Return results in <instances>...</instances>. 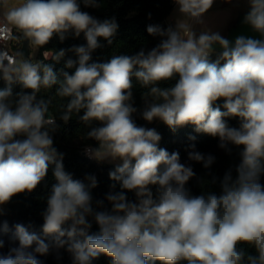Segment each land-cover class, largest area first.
<instances>
[{
  "label": "clouds",
  "instance_id": "clouds-1",
  "mask_svg": "<svg viewBox=\"0 0 264 264\" xmlns=\"http://www.w3.org/2000/svg\"><path fill=\"white\" fill-rule=\"evenodd\" d=\"M173 2L181 17L174 26L147 27L149 35L160 37L155 47L107 62L89 63L91 53L102 46L99 38L112 44L118 30L114 17L100 21L81 11L78 0H18L5 13L0 27L5 43L21 38L13 34L15 28L37 49L54 35L63 41L69 31L76 37L83 33L86 45L67 50L78 59L65 62V68L75 70L62 71V79L50 64L0 47V79L31 90L13 100L11 87L0 89V206L34 191L50 166L56 180L43 212V236L16 225L18 246L0 253V264H43L39 257L52 249H65L73 264H93L100 255L109 257L110 264H264V39L240 35L233 42L210 30L197 35L193 24L203 23L214 0ZM247 2L243 22L264 36V0ZM83 3L98 6L97 0ZM215 45L221 49L218 54ZM65 55L61 49L51 58L59 62ZM174 77L173 86H159ZM133 79L147 89L142 97L145 121L160 120L173 131L193 125L196 132L218 138L226 151L229 145L242 148L237 177L226 173L220 194L192 196L186 185L195 176L193 168L180 162L179 152L159 147L156 129L137 125ZM53 87L54 97L68 100L62 121L83 113L79 119L90 128L86 136L96 142L85 148L86 155L119 162L109 172L120 186L106 195L110 209L93 207L90 189L97 187L96 178L86 177L88 185L74 179L64 169L63 154L53 147L54 97L37 98L42 88ZM230 118H237L239 126H230ZM190 147L189 160L206 169L213 164L212 155ZM150 186H157L155 197ZM127 192L136 200L129 201ZM96 206L103 208L104 202ZM93 222L98 232H90Z\"/></svg>",
  "mask_w": 264,
  "mask_h": 264
},
{
  "label": "trees",
  "instance_id": "trees-1",
  "mask_svg": "<svg viewBox=\"0 0 264 264\" xmlns=\"http://www.w3.org/2000/svg\"><path fill=\"white\" fill-rule=\"evenodd\" d=\"M78 3L81 11L89 13L98 20L103 21L114 17L118 24V30L112 38V44L109 45L106 40L99 38V43L102 46L91 53L89 63L107 62L115 55H134L141 49L147 51L155 47L160 42V37L149 35L147 27L149 25H160L163 28L169 27L170 25L166 23V19L174 8L172 0H97L98 6L96 7H85L83 0H78ZM65 36L66 38L61 41L59 36L54 35L47 45L37 49V56L34 60V62L43 61L46 64H50L61 79L62 71H68L71 74L75 70L74 68H65V62L69 58L78 59L73 52L67 50L73 46L86 45L83 33L76 37L74 32L69 31ZM61 49L66 50V55L59 62H56L51 58L52 52H58ZM45 51H49L48 60H44L43 53ZM210 59L215 61L217 55H212ZM177 79L178 77H174L171 80L162 81L159 86L162 88L171 87ZM7 87L12 89L13 100L16 99L18 93L31 91L23 88L18 81H14L9 85L8 82L0 79V89ZM132 91L133 106L137 109L133 114V119L137 125L156 129L161 136L159 147L166 149L169 153L179 152L180 162L193 168L195 176L186 185L192 196L208 192L220 194V181L225 174L230 173L233 179L237 177V167L241 163L240 152L242 148L229 145L230 151H226L219 147L218 138L196 132L193 125L179 127L173 131L159 120H154L151 123L145 121L142 118V112L145 108V101L142 97L147 89L141 87L133 79ZM54 93L55 87L52 89L42 88L37 98L48 99L54 97ZM67 102V98L54 97L50 107V112L56 117L57 124L56 130L50 133L54 141L53 147L63 154L64 169L74 179L81 180L85 185H88L89 181L86 177L94 176L96 178L97 187L90 189L93 197V207L97 211L110 209L111 205L106 200V195L110 192L120 191L119 184L109 178V172L114 170L116 165L100 163L96 159H91L82 154L81 150L84 147H95L96 142L86 136L90 128L80 121L79 116L83 114L82 112L74 114L67 123L60 119L63 111L62 106L67 104ZM217 104L222 107L223 101H218ZM228 123L232 127L239 126L237 118L228 119ZM93 126L96 125L94 124ZM190 137H195V139H190ZM193 144L196 151L206 156L210 154L215 158L209 168L206 169L202 163L188 159V152L192 150L190 145ZM55 183L53 166H50L46 177L34 191L18 194L4 205V211L0 212V240L4 244L3 248H0V253L6 254L9 248L18 246V241L15 239V226L18 224L25 226L30 232L43 236V212L46 210L47 199L51 193L52 185ZM260 183L264 186V174L260 177ZM113 184H115V187H112ZM150 187L155 197L157 186ZM126 195L129 201L136 200L133 192H127ZM97 201L104 202L103 208H97ZM89 219L91 220V217ZM5 224L7 225L6 228L4 227ZM98 231V226L93 222L90 232L95 233ZM239 247L250 254H255V249L251 246L241 244ZM39 259L43 261V264H73L71 254L65 249H52L48 255L40 256ZM93 264H110V258L100 255L93 261ZM181 264H186V262H181Z\"/></svg>",
  "mask_w": 264,
  "mask_h": 264
},
{
  "label": "rangeland",
  "instance_id": "rangeland-1",
  "mask_svg": "<svg viewBox=\"0 0 264 264\" xmlns=\"http://www.w3.org/2000/svg\"><path fill=\"white\" fill-rule=\"evenodd\" d=\"M3 1V0H1ZM173 1V0H172ZM18 3V0H10L9 7L11 8ZM174 8L170 16L166 19L168 25L174 26L178 19H181L180 14L178 13V6L173 2ZM249 9V4L247 0H214V3L211 9L204 14L202 17V24H193V29L197 35L201 31H212L219 32L222 36L226 37L230 27L236 22L241 13H245ZM0 9V17H2ZM1 47V46H0ZM9 50L8 46H4ZM37 56V48L35 46L30 47V57L34 62ZM160 121V120H159ZM161 122V121H160ZM100 163L113 164L116 165L117 162L111 161H98ZM5 206H0V212L4 211Z\"/></svg>",
  "mask_w": 264,
  "mask_h": 264
},
{
  "label": "water",
  "instance_id": "water-1",
  "mask_svg": "<svg viewBox=\"0 0 264 264\" xmlns=\"http://www.w3.org/2000/svg\"><path fill=\"white\" fill-rule=\"evenodd\" d=\"M248 11H246L245 13H241L236 22L230 27L226 36L229 41L234 42L235 38L240 35L252 37L254 39H264V36H261V34L254 31L250 25H247L243 22L244 17ZM214 47L216 49V53H219L221 51L219 45H215ZM21 53L23 54L24 58H28V56L30 57V47L28 46V42L26 40L23 41Z\"/></svg>",
  "mask_w": 264,
  "mask_h": 264
},
{
  "label": "built area",
  "instance_id": "built-area-1",
  "mask_svg": "<svg viewBox=\"0 0 264 264\" xmlns=\"http://www.w3.org/2000/svg\"><path fill=\"white\" fill-rule=\"evenodd\" d=\"M5 23H6V20L1 19V17H0V27H2ZM12 32H13L14 35L20 36L21 38L18 39V40H10V41H7L6 43L4 41H0V46L1 47H4V46H8L9 47V54H14L16 52H21V47H22V44H23V41H24V39L22 38V34H20L15 28H12ZM85 148L86 147H84L81 150V152H82L83 155L89 157L85 153Z\"/></svg>",
  "mask_w": 264,
  "mask_h": 264
},
{
  "label": "crops",
  "instance_id": "crops-1",
  "mask_svg": "<svg viewBox=\"0 0 264 264\" xmlns=\"http://www.w3.org/2000/svg\"><path fill=\"white\" fill-rule=\"evenodd\" d=\"M9 3H10V0H3V1L0 0V9L1 11H3V13H1L3 18H5V13L9 9L8 8L10 6Z\"/></svg>",
  "mask_w": 264,
  "mask_h": 264
}]
</instances>
